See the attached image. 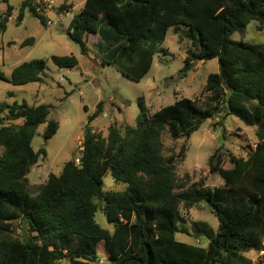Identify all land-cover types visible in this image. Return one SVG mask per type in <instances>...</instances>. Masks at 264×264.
Returning a JSON list of instances; mask_svg holds the SVG:
<instances>
[{"label": "trees", "instance_id": "1", "mask_svg": "<svg viewBox=\"0 0 264 264\" xmlns=\"http://www.w3.org/2000/svg\"><path fill=\"white\" fill-rule=\"evenodd\" d=\"M28 7L47 26L30 1L20 8L18 24ZM14 10L8 5L0 15V33L7 31ZM251 22L264 30V0H86L68 31L83 55L91 53L89 38L99 36L110 57L103 65L117 66L141 82L169 31L179 33L184 26L190 29L193 49L187 51L180 76L188 77L198 62L214 59L219 72L209 75L199 100L183 98L152 114L140 98L134 127L112 125L103 137L87 126L80 158L66 162L59 175L50 174L34 196L28 176L48 153L45 148L36 152L33 140L45 125L48 142L60 124L49 118V105L1 104L0 264H97L101 249L110 264H255L246 254L251 249L264 252V46L233 39ZM34 42L29 39L22 46ZM51 61L61 69L79 65L74 55L52 56ZM47 63L25 62L7 81L14 86L44 83ZM101 108L100 103L89 123ZM219 114L255 127L257 148L247 157H231L227 169L226 154L217 150L208 164L225 184L188 187L189 175L177 173L186 149L165 156L163 135L190 139ZM109 174L125 190L105 192ZM201 203L217 217L218 229L195 222L190 233L182 212ZM99 211L113 231L97 223ZM178 234L207 244L182 242Z\"/></svg>", "mask_w": 264, "mask_h": 264}, {"label": "rangeland", "instance_id": "2", "mask_svg": "<svg viewBox=\"0 0 264 264\" xmlns=\"http://www.w3.org/2000/svg\"><path fill=\"white\" fill-rule=\"evenodd\" d=\"M26 1H30L44 16L47 26L31 14L30 7L26 9L23 22L18 24L20 8ZM85 1L0 0V15L8 5L15 8L7 31L0 33V76L3 77L0 78V105L23 102L31 106L49 105L52 107L49 118L60 124L57 135L48 142L43 138L45 125L39 127L33 140V149L38 152L45 148L48 155L32 167L28 176L32 196L41 191L50 174L59 175L66 162L80 158L87 126L103 137L108 136L112 125L122 130L125 126L134 127L140 114V98L145 99L152 114L183 98L199 100L205 94L209 75L219 72V63L214 59L198 62L188 77L180 76L187 51L193 49L190 29L184 26L179 33H175L174 29L169 31L166 41L157 47L151 71L141 82L132 80L117 66L103 65L104 59L110 57L103 45H99V40L102 41L99 36L89 38L91 53L83 55L80 46L69 38L68 31ZM62 6L66 7L63 11L60 10ZM29 39H35L34 44L22 46ZM233 39L262 47L264 30L258 29L257 22H251L243 33H235ZM70 55L76 56L79 61L74 69H61L51 61L52 56ZM41 59L48 62L44 83L14 86L7 81L21 64ZM100 103L102 112L89 123V118L97 112ZM15 123L19 125L21 121ZM256 142L255 127L245 125L235 116L219 114L203 124L190 139L173 140L165 132L163 153L169 157L185 148L184 160L177 163L179 177L189 175L188 187L200 184L214 189L223 186L225 181L218 174H211L209 158L217 150L221 151L227 157L224 168H231V157H247L253 151L251 143ZM2 151L0 148V156ZM125 188V185L115 182L110 174L104 179L105 192L123 191ZM182 215L190 233L191 225L195 222L207 223L215 231L218 229V219L206 203L184 210ZM95 219L101 227L114 230L103 212H97ZM177 238L182 242L207 244L206 240H198L188 234H178ZM99 255L97 264H110L102 249ZM246 256L255 264H264V252L251 249ZM60 264H69V261Z\"/></svg>", "mask_w": 264, "mask_h": 264}, {"label": "built area", "instance_id": "3", "mask_svg": "<svg viewBox=\"0 0 264 264\" xmlns=\"http://www.w3.org/2000/svg\"><path fill=\"white\" fill-rule=\"evenodd\" d=\"M251 148H252L253 151H255L256 148H257V142L256 143H251ZM77 164L78 165L80 164V161L79 160H77Z\"/></svg>", "mask_w": 264, "mask_h": 264}, {"label": "crops", "instance_id": "4", "mask_svg": "<svg viewBox=\"0 0 264 264\" xmlns=\"http://www.w3.org/2000/svg\"><path fill=\"white\" fill-rule=\"evenodd\" d=\"M83 3H85V2H83ZM99 42H100L99 45H100V46L103 45V48H104V50L106 51V49H107V48H106V45H104V43L102 44V43H101L102 41H100V40H99Z\"/></svg>", "mask_w": 264, "mask_h": 264}, {"label": "water", "instance_id": "5", "mask_svg": "<svg viewBox=\"0 0 264 264\" xmlns=\"http://www.w3.org/2000/svg\"><path fill=\"white\" fill-rule=\"evenodd\" d=\"M232 93L229 94V96L231 95ZM229 98V97H228ZM228 107H225V110L227 109Z\"/></svg>", "mask_w": 264, "mask_h": 264}]
</instances>
